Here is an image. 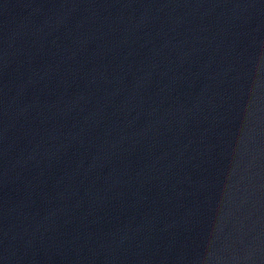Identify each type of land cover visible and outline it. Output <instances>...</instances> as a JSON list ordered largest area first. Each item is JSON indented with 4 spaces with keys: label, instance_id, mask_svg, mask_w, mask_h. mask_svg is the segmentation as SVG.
Instances as JSON below:
<instances>
[{
    "label": "water",
    "instance_id": "1",
    "mask_svg": "<svg viewBox=\"0 0 264 264\" xmlns=\"http://www.w3.org/2000/svg\"><path fill=\"white\" fill-rule=\"evenodd\" d=\"M0 264H264V0H0Z\"/></svg>",
    "mask_w": 264,
    "mask_h": 264
}]
</instances>
